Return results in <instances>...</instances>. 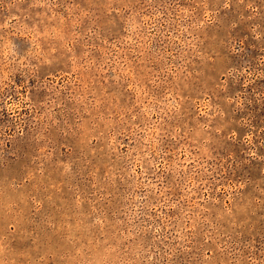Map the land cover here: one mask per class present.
Here are the masks:
<instances>
[{
    "label": "rangeland",
    "instance_id": "rangeland-1",
    "mask_svg": "<svg viewBox=\"0 0 264 264\" xmlns=\"http://www.w3.org/2000/svg\"><path fill=\"white\" fill-rule=\"evenodd\" d=\"M0 264H264V0H0Z\"/></svg>",
    "mask_w": 264,
    "mask_h": 264
}]
</instances>
